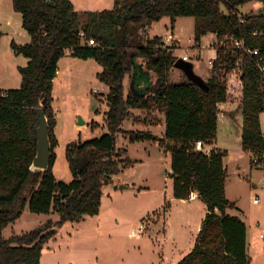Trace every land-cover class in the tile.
<instances>
[{"label": "trees", "instance_id": "trees-1", "mask_svg": "<svg viewBox=\"0 0 264 264\" xmlns=\"http://www.w3.org/2000/svg\"><path fill=\"white\" fill-rule=\"evenodd\" d=\"M251 1L264 4V0H114L111 10L85 12L82 23L70 0H11L30 42H11L13 53L26 58L27 63L18 68L20 88L0 90V264H40L44 246L59 227L98 215L102 188L133 164L117 145L120 137L129 143L156 142L169 151L173 197L185 200L196 193L206 205L193 249L177 264H249L246 226L238 217L226 214L234 204L225 195V152L197 151L194 143L200 141L208 147L215 142L218 105L227 100L224 78L239 63L241 149L250 155L264 152L259 120L264 113V78L253 59L229 43L221 44L225 35L234 34L248 48L264 54V8L254 14H240L238 10ZM221 4L226 15L219 9ZM164 17L171 25L180 17L193 18V44L197 47L202 37L216 35V56L206 90L189 81L171 83L169 71L178 59L173 53L175 46L165 45L161 37H139L142 28ZM80 31L96 44L82 42ZM66 54L95 60L102 68L97 79L108 90L104 115L107 132L66 146L65 158L72 175L68 184L57 181L52 170L57 140L51 107L58 62ZM139 69L152 83H139ZM126 77L134 82V92H124ZM38 108L46 121L50 146L45 170L31 169L38 149ZM134 111L162 114L163 138L149 131L122 129L124 121L130 119L136 125L160 124L150 115L141 121L134 117ZM26 207L30 213L56 215L57 219L5 238L3 231L19 220Z\"/></svg>", "mask_w": 264, "mask_h": 264}, {"label": "rangeland", "instance_id": "rangeland-1", "mask_svg": "<svg viewBox=\"0 0 264 264\" xmlns=\"http://www.w3.org/2000/svg\"><path fill=\"white\" fill-rule=\"evenodd\" d=\"M70 1L74 11L81 16L82 23L85 19L83 16L85 12L111 10L114 6L111 0ZM263 8L264 4L251 1L240 6L238 10L242 14H254ZM219 9L222 14H227L226 7L223 4L220 5ZM13 13L11 0H0V90L20 88L22 78L18 68L24 67L27 62L26 58L16 55L11 49L12 41L19 44L23 43V37L16 35L17 31L21 34L23 31L21 27V29L16 28V21L12 20ZM14 18L16 19V16ZM10 19L13 21L11 24L8 23ZM193 26L194 20L191 17L177 18L173 25L170 24L169 18L164 17L159 21L153 22L150 26L142 28L138 35L142 40L153 37H161L164 40L168 34L172 33L174 41L166 43V45L175 46L174 55L178 59L184 55L188 56L192 60L194 72L200 77L204 76V73L208 70L207 68H209V76H211V67H209L208 61L211 54H215V52L209 45L215 41V35L208 34L202 37L197 47L193 44ZM75 59L67 54L60 58L58 62L59 71L62 72L65 68H71L74 71L72 75L69 73L67 77L63 73L61 80H57L52 89L54 110L60 116L58 118L59 133L56 137L57 145L54 149L56 160L53 166V174L57 181L66 184L72 181V175L65 158L66 146L71 142H83L107 132L104 115L107 111L105 95L108 90L96 76L102 68L93 59H87L88 61L79 59L81 61L78 65L73 64ZM136 63L143 67L140 58H136ZM79 68L82 73L77 75L76 69ZM234 71L236 72L237 69ZM137 72L139 73L138 81L141 85L147 86L152 83L150 77L145 75L140 69ZM233 73V71H230L224 78L227 91L226 102L228 103L223 105L221 110H228V112L223 113L228 114L231 112V117L234 118H230L228 125L224 127L220 122L217 127L216 138L221 148L231 152V156L227 159L229 196L237 199L238 205H240L241 210L249 219L253 220L257 217L260 226H264V209L253 205L254 199L257 200L259 205H264V187L261 184L263 173L254 170V168L252 171L253 175H249L250 163L247 155H238L240 152L241 117L237 118L236 116L239 114L242 83L237 81ZM126 78L124 83L125 93L130 89V84L126 85ZM203 79L206 81L208 78L205 77ZM229 79H232V81L229 82ZM169 81L179 84L188 80L181 70L173 67L169 71ZM79 119L85 123L84 127L87 126V123H93V127L89 126L84 131L76 132L73 124L79 123ZM130 120L124 121L122 129L135 130V127L131 128ZM262 124L264 127V113L262 114ZM124 140L126 139L120 137L117 144L118 147H122ZM157 148V151H154L151 165H138L132 170L134 173H126L128 170L124 169V176L126 177L127 175L133 181L135 180L136 190L134 192L131 189L117 191L112 197L114 199L111 203V209L109 208L108 210L103 205L102 211L98 216L87 217L84 221L64 223L57 229L56 235L44 246L40 263L114 264L115 253L118 254L120 252H117L114 246L118 245L121 240L128 238L127 232L134 227L135 223H142L141 218L146 215L141 214L140 216L139 213L154 204L153 197L155 193L162 190L170 191L171 189L170 153L167 150ZM163 151L167 154H164ZM130 154L134 160L140 161L142 159V155L136 149H130ZM236 165L241 168L238 174ZM32 168L33 170H43L37 166ZM132 173L133 175L131 176ZM146 186L150 190H147ZM107 205H110V203L107 202ZM56 219V215L30 213L26 207L19 220L3 231V236L8 238L11 235H21L43 225L48 220L55 221ZM255 251L258 254L256 255L255 252V254L251 253L256 255L252 257V264H264V250L257 249Z\"/></svg>", "mask_w": 264, "mask_h": 264}, {"label": "crops", "instance_id": "crops-1", "mask_svg": "<svg viewBox=\"0 0 264 264\" xmlns=\"http://www.w3.org/2000/svg\"><path fill=\"white\" fill-rule=\"evenodd\" d=\"M111 1L113 2V5H114V0H111ZM15 16H16V19L14 18ZM12 20L16 21V28L21 27L20 14L14 12ZM12 20L10 19L8 23L11 24V22H13ZM21 30L23 31V33L21 34L19 31H17L16 35H21L23 37L22 44L29 43L30 42L29 35L23 29ZM15 43L19 44L18 42H15ZM215 56L216 54L214 53L211 54L210 59H214ZM80 61L81 60L79 59H75L73 60V64L78 65ZM207 69H208L207 72H205L204 76H201V77L203 78L210 77L209 68ZM76 70H77L76 72L77 75L82 73L80 68ZM73 71L74 69L65 68L64 71L61 72L59 71V68H58L56 77L53 80V87L57 80L59 79L61 80L63 73H65L67 77L69 73L72 75ZM124 83H125V80H124ZM130 83H131L130 79L126 78V85H129ZM241 96H242V90H241ZM227 103L228 102L218 105L220 114L217 117V127L219 126L220 122L223 124V127L228 125L230 118H234V117H231L232 116L231 112H229L228 114L223 113V112H228V110H224V111L221 110L223 109L221 107L223 105H227ZM51 107L54 111V115L56 119V126H55L54 132H55V136L57 137L59 133L58 118L60 116L54 110L53 99H52ZM230 110L232 111L231 108ZM238 111H239V114L236 116L237 118L241 117L240 109ZM262 114L263 113L260 114L259 120H260L261 131L264 135V127L262 124ZM133 115L134 117H139L141 121L147 115L156 117L160 121V124L158 125H149V124L136 125L132 122V120H130L131 128L135 127V130H138V131H149L152 135L158 138H161V139L163 138L164 131H165V121H164V116L162 114H159L157 112L146 113V112H141V111H134ZM84 124H85L84 122L82 125H79L78 123H76V124H73V127L75 128L76 132L84 131L85 128L86 127L88 128L89 126L93 127V123H90V124L87 123L86 127H84ZM241 124H242V117H241ZM126 130H129V129H126ZM240 135H241V128H240V134H239V147H240L239 151L240 152L238 155H241V156L247 155L249 159V163H250V154L243 152L241 149ZM157 147H159L161 150L164 149L160 147L156 142L142 141V142H136V143H129L127 140H124L122 149L126 151V157H128L129 160L133 163L130 167L125 169V170H128L126 173H131V172L134 173V171L132 170H134L135 167L138 165L140 166L151 165L153 163L154 151H157L158 149ZM130 149H136V151L140 155H142V159L140 161L132 159V156L130 154ZM204 149L208 151L220 150V151L225 152V155L223 157V164L227 171V178L225 182V195H226V198L229 201L233 202L234 204L233 207H230L226 210V214L229 216L238 217L245 224L246 226V254L249 258V264H252V257L258 254L255 250L257 249L264 250V239L259 238V234L262 230H264V226H260V223L257 217L256 219H253V220L249 219L248 216L245 215L244 212L241 210L240 205H238L237 199L230 197L228 194L229 169H228L227 159L231 156L230 154L231 152H229L227 149L221 148L218 145L217 138L212 145L208 147H204ZM164 154H167V153L164 152ZM254 168L255 167H253L250 164L249 170H248L249 175H253L252 171ZM31 169L33 170L32 167ZM240 170H241L240 166L236 165L237 174ZM254 170H258L263 173V180L261 184L264 187V169L255 168ZM133 173L131 174V176L133 175ZM253 184L255 185L254 182ZM121 186H124V188H121ZM147 188H148L147 190H150L149 187ZM170 188H171L170 191L162 190V191H158L157 193H155V196L153 197L154 204H152L150 208H146L141 213H139L140 216L141 214L146 215L145 217L141 218L142 223H135L134 227L130 228L127 232L128 238L123 241L121 240V242L118 245L114 246L115 247L114 249H116L117 252L120 251L118 254L115 253L114 264H177L184 256H186L193 249L196 237L201 227L202 220L204 219L205 214L207 212L206 205L198 198L196 193H192L189 196V198L185 200L175 199L172 194V185ZM122 189H127V190L131 189L133 192L136 190L135 180L133 181V179H131V177L127 175L125 177L124 170L120 174H118L116 177L113 178L112 184H109L102 188L100 210H99L98 215L102 211L103 205L106 208H108V210L109 208L111 209V203L113 202V199H114V198L112 199V197H114L117 191H121ZM145 191H142V192H145ZM137 193L139 194V192ZM107 202L110 203V205H107ZM253 205L257 208L262 207V209H264V205H259V203L257 204L253 203ZM86 219L87 217H85L83 221ZM139 224H142L141 231L138 230ZM122 242H124V244H122ZM111 246H112V243H111ZM254 252L256 253V255H252V254H255Z\"/></svg>", "mask_w": 264, "mask_h": 264}, {"label": "built area", "instance_id": "built-area-1", "mask_svg": "<svg viewBox=\"0 0 264 264\" xmlns=\"http://www.w3.org/2000/svg\"><path fill=\"white\" fill-rule=\"evenodd\" d=\"M240 14L237 15V18H238L240 23H243L244 19L242 18V16ZM79 37H80L81 41L85 42L89 46H94L96 44V42H94L93 39H85V34H84L83 31H80ZM172 41H174V36H173L172 33L168 34L165 37V39L163 40L165 45H166V43H170ZM217 43H218L217 42V37L215 35V41L209 45V47L213 48L214 52H215V48L213 46H215ZM228 43L231 44L233 49H235L240 54H244V55L250 57L251 59H253V63H254L255 68L258 70V72L260 73L262 78H264V54H261V51L259 49L248 48L245 45L244 40L242 38L235 37L234 34L225 35L223 37V40L221 41V44H228ZM215 54H216V52H215ZM181 59L183 61H185V62H191L189 57L186 56V55L182 56ZM213 60L214 59H209V61H208L209 67H212V61ZM235 69H237L236 72L234 71ZM232 71L234 72L233 75L237 78V81L241 82V72H240V69H239V63L235 64V68ZM230 81H232V79H229V82ZM226 94H227V91H226ZM240 101H241V98H240ZM194 149L197 150V151H203L205 153H209L208 150L204 149L203 144L200 141H197V142L194 143ZM250 160H251V163H252L253 167L264 169V152H259V153L250 155ZM253 202L255 204H257V200L256 199H254ZM138 230L139 231L142 230V224H139ZM259 238L260 239H264V230H262L260 232Z\"/></svg>", "mask_w": 264, "mask_h": 264}, {"label": "water", "instance_id": "water-1", "mask_svg": "<svg viewBox=\"0 0 264 264\" xmlns=\"http://www.w3.org/2000/svg\"><path fill=\"white\" fill-rule=\"evenodd\" d=\"M174 68L181 70L189 82L193 83L194 85L198 86L199 88L203 90L207 89L206 81H204L202 77H200L194 72L193 65L191 62H185L181 58H179L175 62ZM130 90L134 92V82L130 83ZM36 113H37L38 120H39V128L37 131L38 149H37V155L33 161L32 166H37L44 170V169H47V166H48L50 146H49L48 137H47L46 121L40 111V108L36 110ZM78 124L82 125L83 121L79 119ZM40 133H43L44 136L41 137ZM121 188H124V186H121Z\"/></svg>", "mask_w": 264, "mask_h": 264}]
</instances>
